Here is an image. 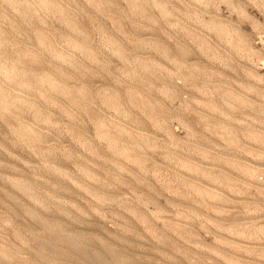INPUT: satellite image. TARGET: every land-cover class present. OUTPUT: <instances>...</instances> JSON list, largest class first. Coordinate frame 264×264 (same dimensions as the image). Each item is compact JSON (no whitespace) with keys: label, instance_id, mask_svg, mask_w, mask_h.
Returning <instances> with one entry per match:
<instances>
[{"label":"rangeland","instance_id":"rangeland-1","mask_svg":"<svg viewBox=\"0 0 264 264\" xmlns=\"http://www.w3.org/2000/svg\"><path fill=\"white\" fill-rule=\"evenodd\" d=\"M101 1L102 8L88 0L62 1L78 23V33L48 11H40L46 24L24 21L22 13L0 0V12L17 24L0 19L9 44L0 48V66L15 60L13 48L27 49L42 63L26 56V68L46 70L62 80L54 70L59 61L36 38L37 30L44 28L67 56L62 61L70 75L67 83L87 90L80 101L84 106L52 92L48 99H56V106L41 100V109L55 122L39 123L40 142L24 141L12 131L18 121L37 125L32 112L19 118L0 116L2 242L14 251L24 242L23 256L31 264H235L225 257L264 264V234L245 238L217 225L250 224L251 231L264 226V141L256 144L246 136L248 126L264 136V0H234L245 12L217 2L210 13H203L205 20L225 23L234 37L240 34L252 56L202 27L191 16L197 10L195 0H167L178 13L169 18L152 4L146 3L142 13L132 12L126 0ZM67 37L84 43L97 59L69 48ZM117 44L124 57L114 50ZM3 83L12 90L8 81ZM105 91L118 96L127 115L108 106ZM229 92L238 97L235 108L225 102ZM97 118L114 120L135 137L150 139L151 146L145 143L136 152L144 158L142 165L111 150L109 140L96 132ZM221 124L233 130L240 143L232 147L218 131ZM110 136L119 137L115 129ZM117 139L130 140L127 135ZM229 160L254 163L259 184L245 183ZM223 173L247 192L220 204L194 189H218L231 196L214 180ZM14 182L28 188L22 190ZM218 207L224 210L219 213ZM235 216L240 222L232 220ZM2 217L10 221L2 223ZM43 222L56 225L58 233L80 237L78 244L71 247L64 238H55ZM15 262L24 263L20 257Z\"/></svg>","mask_w":264,"mask_h":264},{"label":"bare ground","instance_id":"bare-ground-1","mask_svg":"<svg viewBox=\"0 0 264 264\" xmlns=\"http://www.w3.org/2000/svg\"><path fill=\"white\" fill-rule=\"evenodd\" d=\"M3 1L6 4H8L14 11L22 13L24 21L38 19V21H40L41 24H46L47 21L44 17L41 16L40 11L41 10L48 11L51 13H55L60 20L67 23V25L70 27L71 30H75L78 33L81 32L78 23L75 21L73 14H71L68 7H66L65 4L62 2L63 0L61 1L60 0H3ZM126 1L128 2L129 9L132 12L141 11L142 13H144L146 11V3H147L148 5L152 4L153 6H155L161 12V14L166 18H169L171 16H176V14H178L176 13L177 11L174 8H171L169 6L167 0H126ZM195 1L197 2V10L193 15H191V13H186L187 15H191L202 27H206L214 31L221 39L226 40L229 43V45L238 52L248 54L249 56H252L254 54L252 48L249 47L243 41V37L240 34L237 35V37L236 36L234 37L230 33L231 30L227 27L225 23L217 21L215 18H212L210 20H205V18L203 17V13H208V12L210 13L212 6H214L217 2H224L231 10H240L242 12H245V10H243L240 5L236 4L234 0H195ZM88 2L93 6L99 8H102V4L104 3L101 0H88ZM106 3L108 5H111L110 2H106ZM0 19L1 20L8 19L11 22V26H17L16 22L13 19H11L7 13L0 12ZM36 38L38 40L39 45H41L44 49L49 51L57 62L59 61L58 62L59 66L55 67L54 70L56 71V73L61 75L62 80H59L56 76H54V74L46 70L42 72H38L26 68L23 65L24 57L26 56L32 57L33 61L35 62L39 61V63H42V60L35 59V57H38V55L35 52H32L27 49L20 50L18 49V47L13 48L14 50H16L15 52L17 53V57L15 58V60H13L10 64L0 66V77H2L5 81H8L9 86H12V90L7 89L3 83L4 80H2L3 82H0V116L9 117L12 116L13 114H16L17 116L15 115L13 116L19 118L20 116H22L23 113L32 112L37 125L34 123L24 124L21 121L20 122L18 121L17 125L12 127V131L16 135H18V137L21 138L22 140L24 141L29 140L34 143L40 142L43 138V133L41 132L38 126L40 125L39 123L44 122L50 124L55 122L54 119L51 117V114L41 109L40 102L42 99H46L48 100V103L50 105L56 106L58 104L56 99H48V95L52 92L60 96L68 97L71 100V102H73L74 104H77L79 106H84V104H82L80 101L86 99L87 96V90L84 85L72 87L67 83L68 82L67 80L69 79L70 75L63 71L64 63L62 62V61L65 62L67 56L57 48L54 37L52 35H49L48 32H46L44 28H42L37 30ZM65 41L69 48L78 49L80 51H86V53L84 52L86 58L95 59V60L97 59V54L93 50L88 49V47H86L84 43L78 41L77 39H74L73 37H67ZM87 41H88V37L84 35L83 42H87ZM8 45L3 39V31L2 28L0 27V48L7 47ZM114 50L121 57H124L122 48L119 44L115 46ZM68 61L70 62L67 63L74 65L72 60L69 59ZM142 67L147 68V65L142 64ZM182 67H183L182 64H180V68ZM131 96L134 98V100L138 102V105L142 109L148 108L143 105V102L139 100V97L136 96V93L134 91H131ZM237 99L238 97L233 92H229L225 97V102L228 105V107L235 108L236 107L235 101ZM103 100L108 104L110 108H114L118 115H127V111L123 106H121V103L117 95L105 91L103 95ZM243 103H245V101H243ZM209 107L215 109L214 104H210ZM62 111L63 113L70 115L69 111L65 107H63ZM94 122H95L97 134L109 140V147L111 148L112 151L116 152V154L119 157H123L125 159L135 162L138 165H142L144 158L139 156L136 152L140 151L145 146V143H148L146 144L148 146L152 145L149 138H147L144 134H139L138 135L139 138L135 137L130 128H128L127 126H122L120 123H117L114 120L108 122L102 118H97L95 119ZM155 122L159 127L165 128V126H163L162 123L159 122L158 120H155ZM113 129L116 130L117 136L122 137L127 135L130 138V140L122 142L117 139L119 137L110 136ZM218 131L229 142V144L232 145V147L240 143L239 137L228 126L221 124L218 126ZM246 136L256 144L262 143L264 141V136L261 134V132L255 131L250 126H248V133ZM245 150L250 153L252 152V150L250 149H245ZM228 162L232 163L234 166H237L236 168L240 170V172L245 177V183H248L249 185L253 183L259 184V178H258L259 167L253 165L254 163L253 164L248 163L246 162V160L241 162L235 161V163L233 160L232 161L229 160ZM48 166L49 168H53L51 165ZM58 173L63 177H67V174L64 172H58ZM205 175L207 178L212 177L210 174H205ZM214 180L225 186L229 190L231 196L226 195L225 193L221 192L218 189H215L213 191H210L208 189H202L200 187L198 188L195 187L194 189H196V191L199 194L203 195V198H207V197H209V199L215 198L216 201L220 204L228 203L231 200H233V198H235L237 195L246 193L248 190L247 187L245 188L240 186L237 180L233 179L231 176L227 175L226 173L214 177ZM14 184L17 185L22 190H26L28 188L27 186H23L19 182H14ZM203 201L205 203H208V200L206 199H204ZM223 210L224 209H220V207L216 208V211L219 213H221ZM31 214L36 215L34 212H31ZM232 220L234 222L237 221L240 222L239 218L236 216L233 217ZM1 221L2 223H7L10 220L6 217H2ZM43 223L45 224V227L49 231L55 232L54 233L55 238H60V239L64 238L65 240L68 241L71 247H74L78 244L80 237H72L66 233L63 234L58 233V231H56V225L51 224L49 222H43ZM217 225L220 228L227 229L245 238H259L261 237V235L264 234V226H260L256 228V231H251L250 224L244 225V224L234 223L229 226H225L217 223ZM17 236L19 237V235ZM19 238L21 239V237ZM2 241H3V237L1 235L0 260L5 261L8 264H31L29 263V260H26V257L23 256L24 253L23 250L25 249L24 242L21 243L22 245L21 249L14 251L11 250L5 244V242ZM107 249L110 252H113V248L107 246ZM19 257L22 259V261H24V263L15 262V259H18ZM225 258L226 260L231 261L232 263L235 264H246L234 258H229V257H225Z\"/></svg>","mask_w":264,"mask_h":264}]
</instances>
